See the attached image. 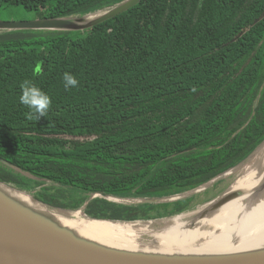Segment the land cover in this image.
<instances>
[{
	"label": "trees",
	"instance_id": "16d2710c",
	"mask_svg": "<svg viewBox=\"0 0 264 264\" xmlns=\"http://www.w3.org/2000/svg\"><path fill=\"white\" fill-rule=\"evenodd\" d=\"M120 1L0 0V8L57 17ZM71 32L31 41L0 32L1 181L73 210L92 192L169 196L214 178L264 140V0H140L83 35ZM65 72L77 87L65 89ZM25 79L52 99L38 120L19 103ZM192 201L95 196L84 212L156 219Z\"/></svg>",
	"mask_w": 264,
	"mask_h": 264
},
{
	"label": "water",
	"instance_id": "95a60500",
	"mask_svg": "<svg viewBox=\"0 0 264 264\" xmlns=\"http://www.w3.org/2000/svg\"><path fill=\"white\" fill-rule=\"evenodd\" d=\"M140 0H122L110 7L86 13L83 15H68L40 18L34 21H4L0 20V32L20 29H48L76 31L90 29L98 23L104 22L119 13L132 7ZM95 15L87 19V16ZM262 143L248 156L219 173L207 182L180 194L162 197H122L103 192H92L79 209H67L52 206L33 196L31 192L20 189L14 185L0 180V264H264V245L247 253L227 254H191V253H165L152 252L139 249H113L102 245H94L72 237L74 231L64 224L58 223L54 216L62 218H75L74 213L94 220H108L114 222H154V225L164 224L173 217L180 221L190 223L196 217H202L225 202L232 196L229 192L231 183L216 196L201 203L199 207L193 205L185 211L163 218L146 220H111L96 218L84 212L88 201L100 196L111 201L126 204L162 203L170 202L198 194L218 181L222 182L231 177L255 154ZM228 182V180H226ZM4 186V187H1ZM224 185H222L223 187ZM26 196L32 203L43 206L40 211L19 200L15 193ZM195 207V210H192ZM48 213H47V212Z\"/></svg>",
	"mask_w": 264,
	"mask_h": 264
},
{
	"label": "bare ground",
	"instance_id": "6f19581e",
	"mask_svg": "<svg viewBox=\"0 0 264 264\" xmlns=\"http://www.w3.org/2000/svg\"><path fill=\"white\" fill-rule=\"evenodd\" d=\"M229 192L232 196L225 202L187 224L179 217L157 226L149 221L94 220L78 211L74 213L75 218L54 216V219L71 228L73 238L113 249L191 254L247 253L264 245V144L241 167ZM15 194L24 203L45 211L43 206L32 203L28 197Z\"/></svg>",
	"mask_w": 264,
	"mask_h": 264
},
{
	"label": "rangeland",
	"instance_id": "374dc122",
	"mask_svg": "<svg viewBox=\"0 0 264 264\" xmlns=\"http://www.w3.org/2000/svg\"><path fill=\"white\" fill-rule=\"evenodd\" d=\"M49 16H46V13L44 12L41 14L40 12H35V11H30L24 9L21 5H6L0 8V20L4 21H34L40 18H47ZM15 31H20L23 32L26 35V39H32V36H40L43 35V32L46 31H51L48 29H20V30H15ZM70 35H73L72 38L77 37L78 35H83V32L80 30L72 31ZM31 41V40H29ZM39 50H44L45 45H41L38 48ZM240 169H238L231 177H227L225 180L222 182L218 181L214 184V186H210L205 190L199 191V193L193 195V205H197L195 207H199L201 203L204 201L209 200L210 198L216 196L220 191L224 190L227 186L228 183H230L237 175L240 174ZM228 180V182H226ZM222 185H224L222 187ZM195 207L192 210H188L187 212L195 210Z\"/></svg>",
	"mask_w": 264,
	"mask_h": 264
},
{
	"label": "clouds",
	"instance_id": "9594fccd",
	"mask_svg": "<svg viewBox=\"0 0 264 264\" xmlns=\"http://www.w3.org/2000/svg\"><path fill=\"white\" fill-rule=\"evenodd\" d=\"M40 72L41 66L38 65L35 69V73L39 75ZM62 79L66 90L78 86L79 81L72 73H63ZM20 88L19 103L28 109L27 118L29 120H38L41 116H46L52 104L51 97L28 79L22 81Z\"/></svg>",
	"mask_w": 264,
	"mask_h": 264
}]
</instances>
